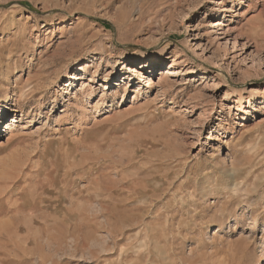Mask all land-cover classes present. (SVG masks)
Wrapping results in <instances>:
<instances>
[{
	"label": "rangeland",
	"instance_id": "obj_1",
	"mask_svg": "<svg viewBox=\"0 0 264 264\" xmlns=\"http://www.w3.org/2000/svg\"><path fill=\"white\" fill-rule=\"evenodd\" d=\"M3 107L0 264H264V0H0Z\"/></svg>",
	"mask_w": 264,
	"mask_h": 264
},
{
	"label": "bare ground",
	"instance_id": "obj_2",
	"mask_svg": "<svg viewBox=\"0 0 264 264\" xmlns=\"http://www.w3.org/2000/svg\"><path fill=\"white\" fill-rule=\"evenodd\" d=\"M220 4V3H219ZM217 22H218V20H216ZM217 22H215V23H211L212 25H210V27L211 28H215V27H217L218 25H219V23H217ZM164 60H165V57H164V55H163V53H159V54H157V55H155L154 56V58L153 59H151L148 63H149V66H150V69H148V71H150V70H152V68L154 67V66H156V65H159L160 63H163L164 62ZM136 61H143V57H139V60H136ZM133 73H135L136 74V70H134L133 71ZM169 74V73H168ZM141 75V73H139V76ZM141 77V76H140ZM85 83L84 82H82V84H81V91H83L84 90V87H85V85H84ZM219 92V91H218ZM19 100L21 99V97H19L18 98ZM239 101H240V99H239ZM16 106H17V108H19L21 111H22V108H20V104H18V102H16ZM4 108L5 107H3V109H0V115L1 114H3V113H5L4 112ZM27 115V114H26ZM4 117L2 116V117H0V120L1 119H3ZM18 118L16 117V115H14L13 116V118H12V122L11 123H9V124H6V131H8V138H7V144H8V141H10L11 139H13L15 136H16V133H17V127H18V120H17ZM264 120V119H263ZM32 120H29V122H31ZM26 128V127H25Z\"/></svg>",
	"mask_w": 264,
	"mask_h": 264
}]
</instances>
